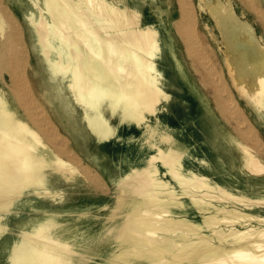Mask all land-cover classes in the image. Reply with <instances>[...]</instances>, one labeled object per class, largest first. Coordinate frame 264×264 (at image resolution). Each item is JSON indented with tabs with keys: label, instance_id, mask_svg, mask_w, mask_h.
I'll list each match as a JSON object with an SVG mask.
<instances>
[{
	"label": "bare ground",
	"instance_id": "obj_1",
	"mask_svg": "<svg viewBox=\"0 0 264 264\" xmlns=\"http://www.w3.org/2000/svg\"><path fill=\"white\" fill-rule=\"evenodd\" d=\"M161 12L158 0H0V264H264V195L250 183L264 143L236 126L257 146L238 141L250 192L214 176ZM250 46L236 79L264 107V47ZM109 142L122 149L104 182L86 163Z\"/></svg>",
	"mask_w": 264,
	"mask_h": 264
},
{
	"label": "rangeland",
	"instance_id": "obj_2",
	"mask_svg": "<svg viewBox=\"0 0 264 264\" xmlns=\"http://www.w3.org/2000/svg\"><path fill=\"white\" fill-rule=\"evenodd\" d=\"M158 3L162 9L161 17L173 38L171 44L174 55L181 62L197 91L191 101L192 107L196 110L195 113H199L200 123H203L207 135L206 142L202 134L201 140L205 142L199 156L206 157L213 164L212 171L216 173L214 176L221 173L223 177L250 192L252 188L246 181L248 176L244 173L242 149L238 141L249 144L252 149L257 146L241 137L243 133L236 126L243 122L251 124V130L255 131L264 143V107L258 104L257 98L245 89L243 83L237 81L236 70L241 64V54L251 47L250 44L257 43L264 47V0H158ZM214 3L215 7L219 4L217 11L209 6ZM180 4L184 8L190 5L192 12L184 15L185 11L181 10ZM227 10L231 12L233 19L225 17L223 12ZM18 16L23 19L22 14L19 13ZM197 67L203 72H198ZM219 83L227 88L228 97L238 103L239 115H225L227 111L220 105V99L222 102V98L226 96L220 95L217 86ZM69 147L73 148L71 144ZM121 149L122 146L109 142L95 153V158L90 160L91 164L87 161L86 164L94 168L103 181L107 182L109 165L112 168L118 165L117 157L121 154ZM262 158L264 159V154ZM98 183L104 185L102 181ZM250 183L256 186L259 194L264 195V177L252 178ZM85 198L90 201L96 199H90L88 194H84L80 195L78 200ZM74 202L75 200L68 198L67 207ZM31 211L32 209L26 208L21 216H13L12 224L27 219Z\"/></svg>",
	"mask_w": 264,
	"mask_h": 264
}]
</instances>
